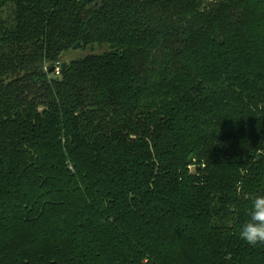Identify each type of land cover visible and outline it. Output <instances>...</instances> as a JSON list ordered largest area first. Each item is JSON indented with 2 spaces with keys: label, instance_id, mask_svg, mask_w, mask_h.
Here are the masks:
<instances>
[{
  "label": "trees",
  "instance_id": "obj_1",
  "mask_svg": "<svg viewBox=\"0 0 264 264\" xmlns=\"http://www.w3.org/2000/svg\"><path fill=\"white\" fill-rule=\"evenodd\" d=\"M257 194L264 0H0V264H264Z\"/></svg>",
  "mask_w": 264,
  "mask_h": 264
},
{
  "label": "clouds",
  "instance_id": "obj_2",
  "mask_svg": "<svg viewBox=\"0 0 264 264\" xmlns=\"http://www.w3.org/2000/svg\"><path fill=\"white\" fill-rule=\"evenodd\" d=\"M238 234L249 246H264V194L250 198L247 219L239 226Z\"/></svg>",
  "mask_w": 264,
  "mask_h": 264
},
{
  "label": "rangeland",
  "instance_id": "obj_3",
  "mask_svg": "<svg viewBox=\"0 0 264 264\" xmlns=\"http://www.w3.org/2000/svg\"><path fill=\"white\" fill-rule=\"evenodd\" d=\"M109 50L110 49L107 46L104 47L96 46L94 49L72 51L69 53L68 60H79L90 55H101Z\"/></svg>",
  "mask_w": 264,
  "mask_h": 264
},
{
  "label": "water",
  "instance_id": "obj_4",
  "mask_svg": "<svg viewBox=\"0 0 264 264\" xmlns=\"http://www.w3.org/2000/svg\"><path fill=\"white\" fill-rule=\"evenodd\" d=\"M80 48H81V43H78L76 46L73 47V51H77V50H79ZM66 68H67V64L64 63V64L62 65V74L65 73ZM54 71H55V68H52V69L50 70V74H53Z\"/></svg>",
  "mask_w": 264,
  "mask_h": 264
},
{
  "label": "built area",
  "instance_id": "obj_5",
  "mask_svg": "<svg viewBox=\"0 0 264 264\" xmlns=\"http://www.w3.org/2000/svg\"><path fill=\"white\" fill-rule=\"evenodd\" d=\"M55 72H56V75H57V76H60V75L62 74V69H61V67H60V66L56 67V68H55Z\"/></svg>",
  "mask_w": 264,
  "mask_h": 264
}]
</instances>
